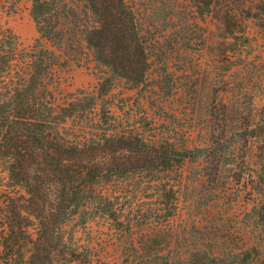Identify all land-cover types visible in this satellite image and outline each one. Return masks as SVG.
I'll return each mask as SVG.
<instances>
[{"label":"rangeland","instance_id":"obj_1","mask_svg":"<svg viewBox=\"0 0 264 264\" xmlns=\"http://www.w3.org/2000/svg\"><path fill=\"white\" fill-rule=\"evenodd\" d=\"M126 1L152 45V66L139 86L113 80L104 94L109 113L124 131L138 128L201 155L149 167L158 178H120L117 221L95 215L83 227L72 221L61 231L76 255L69 264H134L140 248L183 254L200 248L214 257L212 263L201 259L207 264H264V225L255 208L264 203L261 4L211 0L201 13L199 3L208 0ZM30 9V0H0V37L11 35L19 55L35 44L53 50L37 33ZM64 60L54 66L60 101L80 89L95 93L106 70L92 52L61 54L58 61ZM7 181L1 169L0 187L24 194ZM28 232L34 237V226ZM17 242L23 245L22 235ZM68 256L62 247L51 264H64Z\"/></svg>","mask_w":264,"mask_h":264},{"label":"trees","instance_id":"obj_2","mask_svg":"<svg viewBox=\"0 0 264 264\" xmlns=\"http://www.w3.org/2000/svg\"><path fill=\"white\" fill-rule=\"evenodd\" d=\"M30 1L37 33L53 50L35 44L19 55L11 35L0 37V170L7 172V186L24 190L16 195L0 187V261L51 264L63 247L69 251L64 264H69L76 255L61 231L72 221L83 227L95 215L117 221L115 190L120 178H158L154 174L159 172L148 171L149 167L158 163L172 167L173 159L181 162L201 154L147 137L138 128L124 131L109 113L104 94L113 80L139 86L152 66V45L126 0ZM257 1L264 12V0ZM210 3H199L200 12L207 11ZM85 49L106 73L95 93L80 89L60 101L54 66L65 64L58 61L61 54L74 58ZM255 208L264 225V203ZM126 222L131 225L129 217ZM31 226L34 237L28 232ZM18 231L23 245L17 242ZM133 257L134 264L214 260L200 248L185 254L140 248Z\"/></svg>","mask_w":264,"mask_h":264}]
</instances>
